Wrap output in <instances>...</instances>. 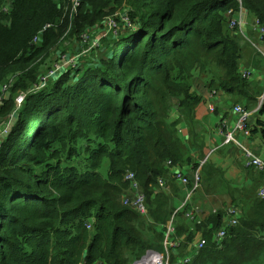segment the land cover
Segmentation results:
<instances>
[{
  "label": "trees",
  "instance_id": "16d2710c",
  "mask_svg": "<svg viewBox=\"0 0 264 264\" xmlns=\"http://www.w3.org/2000/svg\"><path fill=\"white\" fill-rule=\"evenodd\" d=\"M112 4L129 7L136 29L119 40L103 39L113 46L112 56H86L42 90L27 94L2 139L0 264H130L154 250L179 207L171 234L179 245L171 264H264V234L257 236L264 231V199L257 194L263 172L255 170L256 183L243 188L256 191L252 208L245 206L255 197L245 199L241 190L231 188L224 170L210 159L200 169L199 189L183 206L182 185L181 203L178 194H158L151 188L159 177L165 187L171 183L164 176L171 160L195 168L187 176V189H192L193 172L206 157L207 133L196 116L202 102L197 80L204 79L210 91L222 89L247 99L246 107L258 103L260 85L252 86L240 73L242 48L230 27V18L240 10L237 0H82L78 14L72 21L67 14L64 22L63 0H0V89L8 83L9 93L7 98L0 95V118L16 110L17 94L37 80V61L65 34L81 38L88 27L103 21ZM243 7L264 25V0H244ZM48 25L34 44L33 38ZM172 105L180 116L168 125ZM256 113L264 114V105ZM250 129L264 140L263 120ZM92 135L96 143L89 142ZM84 139L89 142L87 158L78 148ZM80 158L87 163L81 165ZM128 170L140 182L149 220L124 203ZM209 180L218 186L217 204L241 210L237 224L225 222L231 215L226 218L216 208L206 212L210 203L200 202V192ZM195 206L200 212L190 219L187 213ZM221 229L226 236L218 242ZM197 232L206 244L189 253L184 248ZM185 234L189 238L183 245L180 236Z\"/></svg>",
  "mask_w": 264,
  "mask_h": 264
},
{
  "label": "rangeland",
  "instance_id": "374dc122",
  "mask_svg": "<svg viewBox=\"0 0 264 264\" xmlns=\"http://www.w3.org/2000/svg\"><path fill=\"white\" fill-rule=\"evenodd\" d=\"M56 1L60 4V1H58V0H56ZM9 6H10V2L7 3V7H9ZM111 7L112 8H107L106 12L107 13L109 12V13L107 15H105V17L106 16H113L119 10L125 11V12H128L129 11V7H127V6H122V5L115 6L114 4H112ZM98 24L99 23L97 22L94 25L88 27V29L95 28L96 26H98ZM126 31L127 30H125V31H118L117 34L115 32H111L108 36L102 38L101 41H100V45L96 49V50H98L97 52H92V50H85L86 48H88L89 45L88 44H84L79 36H73V35L70 36V34H65L64 37L62 38L63 40L61 39V41H60V43L58 45H56L53 49H51L50 52L47 55L41 57L37 61V65L35 66L36 67L37 80L31 85V87L28 89L27 92L20 93V94L18 93L17 94V96H16V110L13 111V113H11L9 116H6L5 118H0V131L6 129L8 133L10 132L11 127L13 126V124H14V122L16 120V112H17V110L19 108L22 107V104H23L24 99H25V97H26L27 94H29V93H35V92H38V91L42 90L43 88H45L49 84V81L50 80L51 81H54L55 79L59 78L63 72L67 71V69L71 68L72 66H75V65H73V63H70L69 62V59L71 57H76L79 61H81L82 59L87 58V57H90L91 55H93L95 53L91 58H95V59L108 58L110 54L112 56V52H113L112 47L113 46L112 45L109 46L108 45V42H106L105 44H103V39L109 38V39H114V40L115 39H118L119 40V38L122 35H124V34L127 33ZM128 31H130V30H128ZM233 31H234L233 34H235L234 36L237 35L239 37V39H240V46L243 49L242 50L243 54H245L247 50H250V55H253L257 59H261L262 62H263L262 71L260 69L261 66H262L261 63H260L261 66L258 65V67H257L259 69V71H260V72H258V74L260 75V73H261V75H262L260 77L257 74V78H258V81L260 82V90H261V94H262L264 92V77H263V73H264V57L262 55V54H264V39L263 40H260L258 36L257 37L256 36H253V38L247 39L246 36H245V34H246L245 31L246 30L245 31L243 30V34L242 33H238L237 32L238 29H234ZM119 33H120V35H118ZM245 39H247L250 42L251 45L248 42L246 43ZM253 43H256L257 44V47H254L253 46ZM242 58H243V55H242ZM243 62H246V61H243ZM243 66H248V65H244L243 64ZM57 67H59L58 70L53 71L55 74L53 76H50V72L52 70L56 69ZM22 75L23 74H19V77L22 76ZM44 78H47L46 79V83L44 85H40V86L38 85V86H36ZM14 80H15V77L11 79V82L14 81ZM203 80L204 79L197 80V82L199 84L195 86L196 89L201 88V86L203 84ZM250 82H252V86L255 83V81H250ZM4 85H7L8 86V83H4L2 85V88H3ZM2 88L0 89V95L3 94V96L5 98H7L9 96V93L8 92L6 93V90L8 88L4 92H2ZM216 91L217 90H213L211 92L217 93ZM252 92H254V89H252ZM261 94H259V95H261ZM234 98H236V97L234 96ZM236 103H237L236 105H243L239 101H237ZM246 104L244 103V106L245 107H246ZM252 105L254 106V103L251 102L250 107H246V108L253 109V106ZM165 111H166V106H165V109H164V113H165ZM211 114H212L211 117H212V119H213V121L215 123L218 120V115L216 113H211ZM178 116H180V111L177 108V105H172L168 109V117H169L168 125H172V122ZM257 119H261V120L264 121V114L254 113L251 116V118H250V122H251V123H249V127L250 128H251V126L253 127V124L256 123V120ZM197 122H199V121H197ZM200 122H199L200 126L203 127L205 129L206 133L208 134L209 130H207L206 128L210 127V125L207 126L205 123L202 122L203 124H201ZM186 130L187 131H184V133H183V135H185V136L188 135V128H186ZM3 136H5V135H2L1 138H4ZM92 138L93 139H90L89 142L90 143H96L97 142L96 137L92 135ZM254 140H255V147H253V149L256 150L255 153L257 155L261 156V157H264V140H262V137L259 134L256 136V139H254ZM89 142L84 139L78 145V148H80L81 155H82L83 158H87L86 146L89 144ZM78 161L81 162V165H84L85 163H87V160H83L82 158H80ZM166 163H168V164H166V166H167V169L169 170V173L166 174V175H164V176L170 177V181H171V183L167 186L168 191H166L164 189L165 187L161 189L157 185H154L151 188H153L154 193H158V194L159 193L162 194V192H164L162 190H165L166 192L170 193L172 195V197H177V194H178V197L176 198V200L181 203L183 201V198H184V194L182 192L184 190L182 189L181 186H178L180 184H179L178 180L175 178L174 172L181 171L184 175L190 176L191 175V172L195 168H192V167L191 168H187V167H190V166H183V165H180V164H175L171 160H168V162H166ZM106 164H107V162H106ZM171 169H174V171H171ZM129 171H132V170H129ZM196 171H197V169L193 172V174ZM101 172L103 173V175H106V171H104L103 169H101ZM172 178H174L176 181H173L174 179H172ZM207 183L209 185L206 186V189L202 188L200 194H202L204 192V193H206L211 198V196H215L217 194V191L216 190H218V186L215 183V181H212L211 182V180H209ZM253 185L254 184H252L251 186H249V189H251L253 187ZM232 187H236L239 191L241 190L244 193V195L242 197L243 198L245 197V199L247 198L248 195H253L252 197H255V198L249 199L248 201H252V203L247 202V205L245 206V208H252L254 201L257 200V198L259 197V196L257 197L258 190H257V194H256V191H254V190L253 191H245L244 189H242L241 187H239V186H237L236 184H233V183H232L231 188ZM225 189H226V186L223 187V188H221L220 191L222 193H224L225 192ZM128 190L129 191L131 190L130 186H129V188L127 187V189L124 191V193L122 195V198L125 197L126 192ZM186 195H187V192H186ZM207 200H208V198H207ZM217 202H218V199H215V201L213 202V204H210L207 207V211L206 212H209L210 210H213L214 208H216L217 212L218 211H222L221 213L223 214V216L227 218L228 212L231 209V206L232 205H228L225 202L223 204L220 203V202H219V204H217ZM233 207H235V206L233 205ZM235 208H237V206ZM238 210L241 211L240 209H238ZM175 212H176V210L174 211V213L171 215V218H170V220L173 219L174 225H176V223H177V219H176L175 214L178 211L176 213ZM144 218H146V219L149 220V214H148V216L146 214ZM225 222H227V221H225ZM153 224H155V223H153ZM165 227H166V231H167V224H166ZM162 228H163V226L161 227V232H162ZM158 230L159 229L157 228L156 232H159ZM166 231H165V234H164V231H163V239L162 240H161L162 235H161L160 238H157L155 240L156 242L154 243V250H157L158 252H162L164 250L163 243H164L165 238H166ZM263 234H264V231H261V232L258 233L257 236L260 237V236H263ZM164 235H165V237H164ZM176 236H177V232H176V235L173 238H175ZM200 237L203 238V239H205V240H207L203 236L202 232H199L198 234H196L193 237L192 240H190L189 242L186 243V247L184 248V250L193 248L195 246V244L197 243L198 239H200ZM185 238H186V241H187V239L189 238V235H188V237H187V234H185V236H180V239L183 241V245L185 243V241H184ZM257 240H259V238ZM160 242L162 243V246H161V243ZM177 251H176V248L170 251V253H169L170 254L169 264L172 263V258L175 256V254L177 253ZM132 263H133V261L130 262V264H132Z\"/></svg>",
  "mask_w": 264,
  "mask_h": 264
},
{
  "label": "built area",
  "instance_id": "2783aa9c",
  "mask_svg": "<svg viewBox=\"0 0 264 264\" xmlns=\"http://www.w3.org/2000/svg\"><path fill=\"white\" fill-rule=\"evenodd\" d=\"M60 1V0H58ZM240 5V10L237 12V16L230 18V27L233 29H238L240 33L243 34V16L247 15L248 11L243 7V1L244 0H237ZM63 5L65 6L64 15L62 17V22L66 21V15H69L70 20L72 21L73 17L78 14L81 6H82V0H63ZM233 12L232 10L229 11V13ZM51 25L45 26L41 31L38 32V34L33 38L34 44H39L42 38L43 32H45L48 28H50ZM256 31L258 32V37L260 40L264 39V25L260 23V21L256 18ZM136 29L135 26H133L130 16L128 12L125 11H117L113 16H106L103 21H101L98 26L95 28L88 29L86 32H84L81 35V40L84 44H88V48L85 50H96L97 47L100 45V41L102 38L108 36L111 32H115L116 34L118 31H125V30H134ZM120 35V33L118 34ZM247 37V36H246ZM247 39H250L247 37ZM255 47H257L256 43H253ZM70 63H73V65H76L78 62V59L76 57H71L69 59ZM59 67L52 70L50 72V76H53L55 73L53 71L58 70ZM242 76L246 79H249L252 76L251 70H244L242 72ZM46 79L44 78L39 84L36 86L44 85L46 83ZM7 85H4V90L7 89ZM264 105V92L259 96L258 103L255 108L253 109H247L244 105H235L234 111L238 115V118L236 120V124L233 127V129L228 130L226 127V124L222 123V126H220V133L224 137V143L228 142H234L236 145H238L244 153L245 161L247 166L254 168L257 172H263L264 173V157H261L257 155L253 150L248 148L245 144L241 142L237 138L238 133H242L245 137L249 138L252 133L251 129L249 128V118L256 113L262 106ZM208 109L210 111H215L214 105L209 104ZM8 132L6 129L0 131V146L2 143V135H7ZM3 136V137H5ZM206 159L202 161L199 168H197V171L193 174V187L192 189H187V185L189 184V179L186 175H184L181 171L174 172L175 178L181 183L184 189H186L187 195L186 200L183 202L182 206L186 204V202L191 198V196L194 194L196 190L200 187V167L205 163ZM124 179L130 184L131 190L129 193H126L124 197V203L133 206L135 209H137L141 214L147 213V208L145 204V195L142 193V191L139 189L140 182L136 176V173L134 171H127L124 174ZM158 187H165V180L163 178H158ZM136 192V193H134ZM258 196L262 199H264V182L262 186L258 189ZM179 207L176 212L180 209ZM238 209L235 207H231V209L228 212V216L231 218H227L226 221L230 225H235L238 223V217L240 214L237 211ZM175 212V213H176ZM200 212L199 206H195L190 212L187 213V217L190 219L195 218L196 213ZM200 222V220L198 221ZM88 229L92 228V225L88 223L87 225ZM175 231L174 225H173V219L168 221L167 224V231H166V238L163 243L164 250L162 252H158L157 250L149 249L146 251V253L140 257L139 259L135 260L132 264H169V258H170V251L178 247L179 241L171 239V234H173ZM226 236V230L221 229L216 234V239L218 242L224 239ZM215 239V240H216ZM206 244V240L201 238L198 239L197 243L193 247L194 249L190 251L189 253L197 252L201 250ZM189 260V257H187L184 262H187Z\"/></svg>",
  "mask_w": 264,
  "mask_h": 264
},
{
  "label": "crops",
  "instance_id": "0c3cea01",
  "mask_svg": "<svg viewBox=\"0 0 264 264\" xmlns=\"http://www.w3.org/2000/svg\"><path fill=\"white\" fill-rule=\"evenodd\" d=\"M242 29L244 31L246 30L245 36L249 38H253V36L257 37L258 32L256 31L257 29L256 18H254L253 15L248 13L247 15H244ZM245 41L246 43L248 42L250 44V42L247 39H245ZM242 55L243 58L240 61V73L242 74L244 70H251L253 72L252 76L247 80L255 81V83H258L260 85V82L258 81L257 78V74L260 71L257 67H258V63H261L262 66L260 65L261 66L260 69L262 71L263 68L262 60L257 59L253 55H250V50H247L245 54H243L242 52ZM262 55L264 57V54ZM242 63L248 66H243ZM259 76L260 77L262 76L261 73ZM263 77H264V73H263ZM204 85L205 83H203L201 88L198 89L200 91L199 93L202 94V102L196 108V116L199 120H201V123L203 122L207 126L210 125V127L206 128L207 130H209L206 138V142H207L206 145L208 146L205 147L207 149V154L206 157L199 160V162L201 164L204 159H206V161L210 159V161L214 163L217 167H221L224 170L225 178L229 182L236 184L242 189L247 188L252 184L256 183L255 175L257 172L251 169L249 166H247L243 150L238 145H236L234 142H228L226 144L224 143V137L220 133V129H219L220 126H222V123L226 124L228 130L233 129V127L236 124V120L238 118V115L234 111V105L237 104L236 103L237 101L241 102L244 105V103L245 104L247 103V99L238 100V98H234L233 95L225 93L222 89H218L216 91L217 93H213L209 89H207ZM209 104L214 105L215 111L212 112L208 109ZM211 113H216L218 115V120L215 123L211 117L212 115ZM250 118H249V123H251ZM183 124L184 123L181 124L182 126L180 125V129L184 133V131L187 130H186V126ZM257 135L258 134L252 133V135L249 138H247L242 133H238L237 138L252 150L253 147H255L254 139H256ZM253 151L255 152L256 150L253 149ZM171 171H174V169H171ZM179 184L181 185L180 182ZM258 184H260L259 185L260 187L263 184V181H259ZM165 190L168 191V188L165 187ZM216 197L217 196H211L210 198L206 193L203 192L202 194H200V199H201L200 202L206 200L211 204L212 199H215ZM190 249H188V251L193 250Z\"/></svg>",
  "mask_w": 264,
  "mask_h": 264
}]
</instances>
